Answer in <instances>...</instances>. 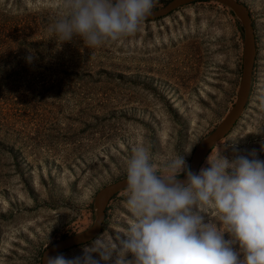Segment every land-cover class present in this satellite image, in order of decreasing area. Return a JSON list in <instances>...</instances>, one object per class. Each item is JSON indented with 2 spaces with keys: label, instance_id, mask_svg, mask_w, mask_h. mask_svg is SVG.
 Returning a JSON list of instances; mask_svg holds the SVG:
<instances>
[{
  "label": "rangeland",
  "instance_id": "1",
  "mask_svg": "<svg viewBox=\"0 0 264 264\" xmlns=\"http://www.w3.org/2000/svg\"><path fill=\"white\" fill-rule=\"evenodd\" d=\"M239 1L256 44L248 100L198 171L227 144L230 159L235 147L264 160V0ZM61 3L0 0V264H40L45 245L91 224L96 190L126 175L134 147L148 148L157 166L184 155L236 95L243 31L227 6L194 0L145 20L130 37L89 48L79 38H49ZM126 190L108 200L92 240L59 253L72 259L125 231Z\"/></svg>",
  "mask_w": 264,
  "mask_h": 264
},
{
  "label": "clouds",
  "instance_id": "2",
  "mask_svg": "<svg viewBox=\"0 0 264 264\" xmlns=\"http://www.w3.org/2000/svg\"><path fill=\"white\" fill-rule=\"evenodd\" d=\"M156 2L62 0L49 38H79L95 48L130 37ZM33 59L29 51L26 60ZM227 146L209 155L198 172L186 159L191 149L157 166L148 148L134 147L126 165V230L116 239L97 238L72 259L48 255L44 264H264V160H250L235 147L230 159ZM208 208L215 218L205 214Z\"/></svg>",
  "mask_w": 264,
  "mask_h": 264
},
{
  "label": "water",
  "instance_id": "3",
  "mask_svg": "<svg viewBox=\"0 0 264 264\" xmlns=\"http://www.w3.org/2000/svg\"><path fill=\"white\" fill-rule=\"evenodd\" d=\"M191 1L194 0H168L160 7L153 9L152 15L146 20H153L160 16H164L176 7ZM215 1L227 6L235 14L242 27L243 36L240 60V77L236 89L235 99L232 105L219 122L211 129V131L201 138L191 150L192 153L190 155L189 165L193 171L197 172L199 163L208 148L220 138L225 136L230 131L237 118L242 114L248 100L252 69L256 55L254 29L247 6L239 0ZM179 179H184V175L181 174ZM126 186L125 175L97 189L93 197L95 216L91 224L82 231L56 239L45 245L40 253L39 263L44 264V258L48 255L55 256L57 253L67 248L92 240L100 230L108 200L118 190Z\"/></svg>",
  "mask_w": 264,
  "mask_h": 264
},
{
  "label": "trees",
  "instance_id": "4",
  "mask_svg": "<svg viewBox=\"0 0 264 264\" xmlns=\"http://www.w3.org/2000/svg\"><path fill=\"white\" fill-rule=\"evenodd\" d=\"M168 14V13H167ZM251 22H252V20H251ZM252 26H253V22H252ZM254 29V28H253Z\"/></svg>",
  "mask_w": 264,
  "mask_h": 264
}]
</instances>
